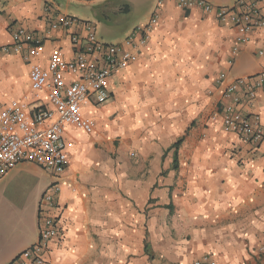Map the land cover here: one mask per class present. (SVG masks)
<instances>
[{
	"label": "crops",
	"instance_id": "1",
	"mask_svg": "<svg viewBox=\"0 0 264 264\" xmlns=\"http://www.w3.org/2000/svg\"><path fill=\"white\" fill-rule=\"evenodd\" d=\"M156 1L0 0V102L51 106L48 59L57 48L71 58V34H84L82 24L53 32L29 62L2 50L18 26L43 33L59 15L96 24L114 16L128 35L149 20ZM238 35L231 20L165 0L149 42L110 78V100L83 105L94 132L67 126L64 174L24 161L0 177V264L38 241L40 201L55 182L60 236L48 264H192L206 254L217 264H264V141L248 143L213 119L225 84L264 65V27L245 44ZM241 99L264 127V90Z\"/></svg>",
	"mask_w": 264,
	"mask_h": 264
},
{
	"label": "built area",
	"instance_id": "2",
	"mask_svg": "<svg viewBox=\"0 0 264 264\" xmlns=\"http://www.w3.org/2000/svg\"><path fill=\"white\" fill-rule=\"evenodd\" d=\"M262 1L236 0L233 6L227 7L206 0H177V6L181 9L200 8L220 22L231 20L239 33L238 44H245L254 29L264 27ZM164 2L157 0L149 20L136 26L122 42L105 43L97 35L95 22H82L67 15L54 18L43 33L23 25L14 30L12 43L2 50L22 54L26 60L38 57L45 41L55 31L82 24L84 34H71V43L76 47L71 58L57 48L48 59L47 98L51 106H31L19 100L7 104L0 102V177L24 161L38 164L56 177L64 174L70 162V144L65 137L67 126L88 134L94 132L96 122L84 114L83 105L90 101L103 105L110 100V78L137 59L139 50L149 42L160 21ZM236 51L234 48L233 52ZM225 78V73H221L219 83ZM260 90H264V65L255 75L238 77L226 83L222 93L225 103L213 115V119H221L224 132L237 134L254 145L264 141V127L260 115L246 114L242 110L241 98L246 94L253 99ZM60 191L61 186L55 182L44 192L39 208L38 241L8 264H48L51 245L60 236L56 215ZM261 250L264 251V244ZM192 264L217 262L206 254Z\"/></svg>",
	"mask_w": 264,
	"mask_h": 264
},
{
	"label": "rangeland",
	"instance_id": "3",
	"mask_svg": "<svg viewBox=\"0 0 264 264\" xmlns=\"http://www.w3.org/2000/svg\"><path fill=\"white\" fill-rule=\"evenodd\" d=\"M81 15L89 16L93 12L88 10L79 11ZM119 18V15L115 16ZM96 19V18H95ZM97 22V35L105 43H114L122 41L127 35L129 29L128 26L118 25L114 22V16H107L105 18L99 17Z\"/></svg>",
	"mask_w": 264,
	"mask_h": 264
},
{
	"label": "trees",
	"instance_id": "4",
	"mask_svg": "<svg viewBox=\"0 0 264 264\" xmlns=\"http://www.w3.org/2000/svg\"><path fill=\"white\" fill-rule=\"evenodd\" d=\"M179 144H180V140L177 141V142L175 143V145H174V147H176V152H175V156H176V157H177V149H178Z\"/></svg>",
	"mask_w": 264,
	"mask_h": 264
}]
</instances>
